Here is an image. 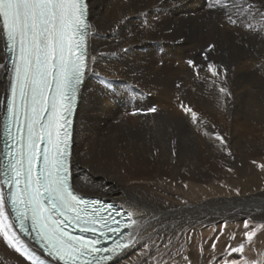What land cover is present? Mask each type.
Segmentation results:
<instances>
[{
    "label": "bare ground",
    "instance_id": "obj_1",
    "mask_svg": "<svg viewBox=\"0 0 264 264\" xmlns=\"http://www.w3.org/2000/svg\"><path fill=\"white\" fill-rule=\"evenodd\" d=\"M229 2L243 7L252 3L264 12V0ZM86 4L92 26L89 71L72 125V185L85 197L114 201L135 213L132 219L139 222L135 242L109 264H179L183 232L192 231L187 237L193 250L195 239L218 222L216 216L239 222L256 216L254 221H264V203L259 200L264 176L259 167L264 165V19H249L237 8H210L204 0ZM229 15L237 24L229 22ZM210 45L214 47L206 51ZM188 60L200 66L205 80L197 79ZM209 62L217 66V83L230 96L221 99L212 84L217 78L206 71ZM0 64L5 65L0 68L4 101L9 73L2 29ZM186 86L195 90L186 91ZM181 102L197 112L200 130L182 111ZM3 110L0 107V114ZM205 131L222 135L227 148L221 150L224 146L218 147ZM229 149L232 159L227 157ZM256 227V239L263 238L264 224ZM19 237L43 264H57L30 239ZM208 239L203 254L191 251L194 264L212 263ZM0 264L30 261L0 236Z\"/></svg>",
    "mask_w": 264,
    "mask_h": 264
},
{
    "label": "snow or ice",
    "instance_id": "obj_2",
    "mask_svg": "<svg viewBox=\"0 0 264 264\" xmlns=\"http://www.w3.org/2000/svg\"><path fill=\"white\" fill-rule=\"evenodd\" d=\"M217 5L229 11L237 8L249 19L257 15L264 19V12L252 3L243 7L229 0H208V7ZM229 22L237 24L231 15ZM91 27L86 0H0V29L11 59L7 102L0 100V107L6 109L0 156V236L30 264L43 262L31 246L20 242L18 234L30 238L57 264H109L138 235L139 222L132 219L135 213L126 212V219H117L121 213H113L97 200H86L70 182L73 117L89 71ZM247 27L256 30L251 24ZM187 64L197 79H206L194 61ZM206 71L217 78L212 84L221 99L230 96L217 83L221 76L217 66L209 62ZM180 107L200 130L197 112L183 102ZM203 134L214 136L218 147L224 146L221 150L227 148L219 133ZM259 167L264 170V165ZM244 228L245 241L227 246L233 253L242 254L260 230L247 222Z\"/></svg>",
    "mask_w": 264,
    "mask_h": 264
},
{
    "label": "rangeland",
    "instance_id": "obj_3",
    "mask_svg": "<svg viewBox=\"0 0 264 264\" xmlns=\"http://www.w3.org/2000/svg\"><path fill=\"white\" fill-rule=\"evenodd\" d=\"M93 1H96V0H93ZM199 1H202V0H199ZM205 6H208V3H205ZM177 89L179 91L181 90L180 92H182L181 85L179 87H177ZM184 89L186 91L189 89H192L193 91L195 90V89H193L192 86H186ZM5 90H6V88H5ZM87 92H88V88H86L84 94ZM2 113L0 114V119H1ZM107 126H109V125H107ZM229 151L231 152L230 149L228 150V152ZM228 152L226 151L228 159H232L233 156L232 155L229 156ZM263 158L264 157H261V159H263ZM256 160L257 159H254V160H251L250 162H253V161L256 162ZM260 172L264 175V170L260 169ZM261 173H259V174H261ZM262 178H263V180H261L259 183L260 188L262 189L260 192L261 195L259 196V200H260L261 204L264 203V194H263L264 193V190H263L264 189V176ZM96 195H97L96 197H101L98 194H96ZM213 197L215 198L217 196L214 194ZM103 200L112 201V200L104 198V197H103ZM256 201L258 202V200H256ZM112 202H114V201H112ZM262 207H264V205H262ZM253 208H255V206L251 207V209H253ZM215 218L218 220V222L213 223L211 225L213 230L211 229L209 232H204V233H202L201 236L197 237L194 241L196 246L193 247V250L190 249V247H192L191 240L189 237H187L188 234L191 235L192 231L189 230V231H185L182 233V235L180 237V240H181L180 245L181 246L179 245L180 251L177 255V256H179V264H194L190 260L191 251L196 250L198 252V254L199 253L203 254L204 253V244L203 243H204L205 238H209L208 240H210L209 255L211 257V262H212L211 264H264V237L263 238L261 237L262 239L261 238L256 239V237H255L252 244H250V245L246 243L244 252L242 254L241 253H233L230 251V249L227 248L228 245H232L233 247H235L238 245V243L240 244L241 242L245 241L243 233L246 230H245L244 226L241 227V229L239 228L241 223L244 225V223L247 222L249 224L250 228H257L256 226H261V225L263 226L264 221H257V220L254 221L256 216H253L252 219H250V218L243 219L240 222L236 221V220L235 221L230 220L231 218L230 219L226 218L223 215L222 216L221 215L216 216ZM219 225H220V228H222V230L217 232L216 226H219ZM221 226H223V227H221ZM233 236H235V239H231V237H233ZM182 237H183V239H182ZM200 238H202V239H200ZM199 241H200V243H199ZM214 243L216 245L215 249H213V247H212V245ZM168 261L169 260H167V262Z\"/></svg>",
    "mask_w": 264,
    "mask_h": 264
}]
</instances>
